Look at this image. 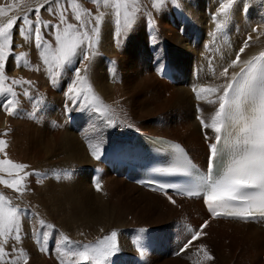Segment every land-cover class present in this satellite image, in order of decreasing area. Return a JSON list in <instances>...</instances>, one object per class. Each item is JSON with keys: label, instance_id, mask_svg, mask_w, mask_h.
<instances>
[{"label": "rangeland", "instance_id": "1", "mask_svg": "<svg viewBox=\"0 0 264 264\" xmlns=\"http://www.w3.org/2000/svg\"><path fill=\"white\" fill-rule=\"evenodd\" d=\"M185 1L186 0H183V1L182 0H175V1L174 0H170V1L163 0V2L159 4V7H156L154 6V0H137V10L134 13H133V6L131 4L129 5V8H128V11L130 13H133V15L130 17V19L133 20V26L130 28H123L124 10L122 9L121 10L122 28L118 30L117 25H116L115 9L111 7V3L109 4L108 7H104L103 3H101V5L98 6L97 4L93 3L92 0H76V3L80 6V9H87L89 12H91L92 16H96L100 12H103L104 17L100 25V34H99L98 40L94 38L95 47L93 48L92 51L95 52V55H90L89 60L83 63L80 62V59L78 57L77 59L73 61L71 65L67 67H72V69H74L79 65L81 69V75L86 74L83 71L85 67L88 68V71L90 67H93V65L94 67H104V68L106 67L107 72H108L109 81L111 83H113V79L111 78V75L112 77L115 75L114 74L115 72L112 71L113 65H116V68H117L116 71H119L120 73H122L120 76L122 80L120 79L121 81H119V84H120L119 92L121 93L122 98H120V100L119 99L115 100L111 97L114 94L112 91L105 94L103 90L101 89L102 85L98 87V85L94 84L93 89H92L93 92L89 94V100L87 101V104L89 105V107L87 108L83 106L78 107L73 101L68 99L67 95H65L67 92L68 86L74 79L73 71L71 70L68 72L67 67H66L65 70L56 72L57 78L55 77L56 80L54 83L52 81L53 80L52 75H53V72L56 70L53 69L50 71L49 68L46 65H44L43 59L41 57V49H37L35 47L34 36L26 41L23 38V36L19 34L18 29L20 27H24L27 30L28 26L23 25L22 21L20 19H17L16 25L12 29V34H13L12 50L13 52L8 54V58L5 61L6 63L5 75L9 77V79L4 82V86L5 87L11 86L16 91L17 97L15 99L18 100V104L16 105V114L14 115H9L7 114L6 111H4L3 109H0V123H1L0 124V139L6 141V148L4 149V151L7 153L6 156L4 155V153H0V159H10L13 162L22 163L28 166L23 172L19 174L20 176L26 175V179L23 181V183L26 185V191H24L23 194L20 195L16 193L13 189L5 187L3 184H0V193H3L9 200H11L13 206H17L22 210L23 209L26 210L28 208L29 216L27 217L24 215L25 217L24 216L23 217L25 220H28L29 223L31 222L30 223L31 229L29 230V240H27L26 236L24 235L26 232L24 233L23 229H21L22 239H21V242L16 244V248L18 250H22L23 253L27 255L28 264H50V263L60 264L59 253L54 251V245L60 244L62 236H66L68 240L72 242L71 245H61L62 247H65V248L76 247L77 250L82 251L84 245H88L90 247L98 246L99 241L103 240L107 236H110L113 230L117 234L116 244H117L118 250L110 257V260L107 262V264H138L140 259L148 260V256L152 255L149 253L153 250L152 247L157 244V238L160 234L163 233L164 231L163 229L165 228L164 226L155 224L156 221L158 220L157 213L159 209L157 210V209L149 207L147 208L148 210L144 214H139V215L135 214V212L131 211L127 207L123 205H119V203L118 205H116L115 202L110 201L107 195L105 196L100 195L99 197L98 193L94 192L95 187L92 184L93 183L92 180H90L93 174L92 169L95 167V164H96V162L93 163L94 165L93 166L91 163V162L96 161L94 159L95 156L92 153L96 151V148L98 146L100 150L99 155L102 154L101 157H104L106 153L109 152L111 149V147L107 148L109 135L106 133V131L105 132L102 131L103 126H105V122H106L105 118L108 114H110L108 109L113 108L112 110L118 111L116 114L117 118L119 117L123 121L127 120L125 122L130 123L134 119L132 118L133 116L137 118L139 113L141 114H145L146 112L149 113L150 111L149 109L151 108L153 109L154 106L163 105L164 103L163 99L165 97L162 98V96H159L158 94L157 95L154 94L155 102L154 104H150V100H152L153 95H149L147 94V92L149 93V88H150V91L152 89L154 90V87L156 86L155 81L150 80L151 83L153 82L152 84H154L153 87H150L149 85H148L149 87H147L146 85L144 86V83L146 82V79L148 78L147 76L149 75H153L155 78L161 81H165L168 84L173 83L175 82L173 79L172 80L168 79L166 81L161 78L163 76L162 72L164 70H172L175 75L179 73L176 80L184 78V80L179 81L180 82L179 85L182 86V88L191 89L190 93L193 91L191 95L195 98V100H198V102H200L204 98H206V96L209 95L208 98L210 100L217 101V103H211V108L208 111L212 109L216 110L219 105H218V97L214 98L215 94L201 93V98H202L201 100V98H197V94H196V91H194V89L198 91L201 87H208V86L220 88L221 83H220V86L218 87L219 84L214 85L209 77H205L206 74L208 73V68L209 67L213 68L212 76H214L215 74H217L216 73L217 71H221L223 69L221 67H227V68L230 67L233 61L230 62V66L224 65V64H228L227 59H231V57H229L230 52L227 51V47L234 45V48L239 50L240 48H238V45L235 43L237 42V40H242L245 36H247L245 40L239 41V45H242V46L246 41L249 44V47L246 48L242 54H240V61H241V59H243L247 55L248 52L250 53L252 49H254V46L256 47L261 42V40L259 41L261 37V33L258 31L259 26L257 27V24L258 22L264 23V19H263L264 16L259 15L262 12L257 11L256 15L258 19L254 17L255 14L253 12V17L256 20H254L251 15L252 9L255 10V8L259 6L260 4L264 5V0H237V3L233 6V9L230 12L227 20H225L223 16H217L216 20L214 21L215 23L217 21V22H221L222 24L224 22L231 23L232 21L233 25H237L238 26L237 29L239 32L234 39L233 36H231L230 32H227L226 35H224L225 33H221L223 28L228 26V24H224L223 27L218 31L217 24H215L212 21V18L215 15L214 14L215 11H218V7L216 4L219 3L220 0H211V1L209 0L210 3L206 4L207 10H210V12L206 10L207 18H208L207 25L209 28L207 31L203 29V26H201V24L199 23L196 17L188 13V9L185 5H187L186 3L190 5L192 0H187V2ZM253 3H255V5H253ZM170 4L172 5L174 4L173 6H176L181 11V13H184L182 14L183 15L182 21L179 24V27H180L179 36L181 37V39H178L177 34H176L173 37V43L171 42L164 43L160 37L154 36V32L156 29L155 27L156 26L158 27V24H160V22L162 21L164 17L163 14L164 12L167 11ZM195 4H199V3L196 2ZM41 5H43V7H40ZM212 5L215 6V11L211 9ZM246 6L248 7V9L250 8L249 11L244 9L246 8ZM37 7H40L39 15L41 19V24L39 26L41 28V32L45 34V38L52 44L53 48L56 47V44H55L54 33L52 32L51 26L60 25L61 30L63 29L64 25L60 24V12L62 10L66 9L65 15L69 23H73V24L79 23L78 21L75 20L74 10L72 9L71 5L68 3V0H60L59 4L56 3V0H49V3H46L45 0H0V26H3L4 24H6L7 21L13 17H23L25 15H28L29 18L33 20L32 26L35 27L36 25L34 21H35L36 13L34 9ZM49 7L52 8L51 13H49V11L46 10ZM195 8L198 10L196 6ZM237 13L240 14V19L236 18ZM158 17L159 19L161 17V20L159 22H157L156 20ZM187 17H190L189 21ZM210 18H211V21H209ZM219 18L221 19L219 20ZM82 19H88V17L83 15L82 13ZM239 20H241L242 23H239L238 22ZM45 21L49 22L48 28L44 27ZM184 21H186V25L188 27L187 29H189V26L200 29V32L198 34L194 32L188 33L193 38L198 37V42H196L195 49L194 47L192 48L190 46L189 42L184 39V35L182 34V31L184 32L185 30ZM234 21H237V22L234 23ZM107 25L111 29H109ZM145 25L146 27H145V35H144L143 30H144ZM105 26H106V29H105ZM106 32H107V35L105 36ZM220 33H221V36L217 37L218 39L216 41L214 37H216L215 36L216 34H220ZM251 33L257 34L256 35L257 37L254 38L251 36L252 37L251 40H248V37L250 36ZM258 34L260 37L258 36ZM176 39H178V41ZM114 40H115V43H117V45H119L120 47H123L122 50L121 49L119 50L117 45L115 46V44L113 43ZM148 41L153 42V43L149 44ZM112 50H113V55H114L113 57L111 55ZM238 50H237V54L239 53ZM5 51L7 52V50ZM22 53L25 54L24 60H14L13 59V54L16 57H19L20 54ZM49 55L51 58V53ZM218 55L223 56L224 58L221 59L218 57ZM25 61L27 63H25ZM94 62L95 64H93ZM167 62L174 63V68L171 69V67L169 66V64H167ZM121 67H128L127 68L128 72H125L124 70L120 71ZM146 67H150L151 70L149 69L148 72H145L146 70H144V68ZM189 67H190V72H189ZM197 68H199V71L197 70ZM161 69H163V71H161ZM30 71H34L33 76H30L27 73ZM195 71L197 72V74H195ZM144 72L147 74H145ZM127 76H129L128 79H127ZM50 77H52V79ZM49 78L51 81H49ZM12 79H15L18 81H30L31 85H28V84H24L23 86L12 85L11 84ZM130 79L131 80L133 79L132 83ZM230 79L231 78L228 77L227 81H230ZM137 80L138 81L140 80V81L138 82ZM50 82H53V83H50ZM52 84L55 85L54 89L51 88L52 86L49 87ZM141 84H142L141 87L143 88L139 87ZM157 84H159V82ZM135 86L136 87L138 86L137 88L138 89L140 88L141 91L143 90L142 91L143 95H141V91H139L140 89L138 90ZM49 90H53L55 91V93L49 94ZM133 90L135 91L134 93H137V94L134 95ZM24 91L28 92L27 96L23 95ZM144 91L146 92L145 95H144L145 93ZM222 91L223 89L220 88V92L217 94L220 95ZM124 92L125 93L128 92V93L125 94ZM118 95L120 94L118 93ZM139 95H141L142 98ZM93 96L97 99H93ZM105 96H106V99H105ZM148 96L149 97L152 96V98H149ZM157 96L159 97V101L157 100L158 98H156ZM160 97L162 98L163 103H162V100H160L161 99ZM3 99H4V96H0V101H3ZM148 99L150 100L147 103L150 104L151 106L144 105L146 104V101ZM141 103L142 104L144 103V104L140 106ZM93 105L96 106L99 109V111H93L92 110ZM146 106H148V108ZM200 106H202L206 110V104L204 102L201 103ZM63 107L66 108L65 118L67 119V123L63 117L64 110L61 111L63 118L62 119L60 118L61 119L60 121H63V120L65 121L67 129H69V131L66 132L67 131L65 130L66 127H64L63 129L60 128L62 131H60L58 135L59 138H57V142H56L52 134L53 132H51V129H52L51 125H52L53 119L54 121H56V116L54 115V111L55 110L59 111V109ZM144 107H146V110ZM133 110L136 113H134ZM144 110H145V113H144ZM101 111H103L105 114L101 115L100 114ZM129 112L131 113V115H128L130 114ZM203 112L205 111L203 110ZM60 117H61V114H60ZM130 117L132 118V120ZM202 117L203 119H205V113H203ZM107 122L110 123V119L107 120ZM5 133H7V135H5ZM100 133L102 134V136ZM69 137L71 140L69 139ZM48 138H50V142L53 145L50 147L52 149V152L50 153L45 148V144H47L46 140L49 141ZM103 139L105 140L103 141ZM106 140H107V143L105 142ZM70 141L71 143H68ZM69 144H71V147L69 146ZM75 145L76 146L78 145L79 149L81 146V149L79 150V152H80V155L81 153L83 154L82 156H80V158L82 159V157H84V159L82 160L80 158L76 159L74 156V152H71V153L68 152V151H74L72 149V146L74 147ZM66 146L70 150L66 148ZM103 149L104 151H102ZM87 159H91V160L93 159V160L89 161ZM82 168H84V171L81 170ZM90 169H91L90 173L85 172ZM81 172L83 173L84 176L80 175ZM94 175L95 177H97V173H95ZM0 177H3L4 179H9V180L14 178L12 176L7 175L4 172H0ZM55 178L57 180L59 178L62 179L63 180L62 184L66 185L67 187L61 184L56 189H54V187L50 185L55 184L53 182ZM66 180H69L70 182L68 183ZM80 180L83 183H81ZM51 182H53V184ZM47 183H49V185ZM48 186H50V188ZM74 187L76 188L75 190H74ZM60 189H61V193H59ZM86 189L88 190V192ZM46 191H47V194L45 195ZM38 192L43 194L46 198V201H45L46 205L44 203L40 204L41 209L38 207V204L36 203H34L33 208L31 207V204H33L31 199ZM64 193H66L67 196L68 194H73L75 196L73 198V196L71 195L69 198H66V200L67 199L69 201L71 200L69 207L67 206L68 202L66 200L60 203L57 201L58 197L62 196V194ZM91 193L93 194L91 195ZM38 198H42V196L36 197L35 199H38ZM53 199L56 201H54ZM103 199H104V202H103ZM75 202L77 203V205ZM99 202L103 203V207L102 205H100ZM25 204H27L28 206ZM59 204L63 206L61 208H63L65 211L64 210L62 211V209L59 207H58L59 209L58 211H53L54 213H57V216L59 215L58 219L61 220L64 217V219L66 220L65 216H63V215H66L67 219L69 218V220L67 221H74V224L72 222H69L71 225L68 223L66 225L64 222L61 221L62 225L61 224H58V225L59 226L61 225L62 227L61 226L58 227L57 224H53V222H51V218L49 216L50 209H52L53 207L59 206ZM144 204L145 202L144 203L140 202L138 204V207L136 206L137 211L143 210L142 208H139V207H141ZM26 206L27 208L25 209L24 207ZM30 209H32L33 212H30ZM36 209L37 210L39 209L42 217L48 220L49 224L53 226L55 225L53 229L43 230V228H41L39 224V220H41L42 217L40 218L39 213ZM113 209L114 211L117 209V211L114 212ZM42 211H44L45 214H43ZM108 211H109V214L107 213ZM156 211L157 213H155ZM63 212L66 214H64ZM76 212L77 213L79 212V213L77 214ZM93 221H96V222H93ZM64 224L66 227L67 226L68 227L64 228ZM93 224L95 227L93 226ZM33 226L35 230L33 229ZM160 230H163V231L161 232ZM44 231H48L49 240L45 242L41 235L40 241L37 242L35 233L39 232L42 234ZM91 231H92V235H91ZM22 240L25 241V244H24V241ZM223 241L228 242V244H223ZM230 241L225 240V239L222 240V238H213L212 240L211 239L202 240L198 244L197 247L189 249L188 251L185 250L181 252L179 250L178 251L180 253L179 255L177 254L178 252H176L172 254L171 258L167 259V257L165 256H157L155 257L157 259L154 258L153 260H155L159 264H163L164 263L163 261L165 260L167 261H165L164 264H239V263L252 264L251 261L253 260H250V258L248 257V254H246V251H245L246 246L243 244L242 246H240L241 248H238L239 246L237 247L236 242L230 243ZM12 243L14 242L10 240L9 245L6 246L7 250L11 249ZM201 246H203V249H205L211 256L214 257V259L211 260L210 263H209V260H206L204 258V251L201 250ZM41 247H45L46 251L42 252L40 250ZM17 257H19V252L15 253L13 258H17ZM158 257L160 258L158 259ZM46 258L48 261L46 260ZM172 258H177V260L172 259ZM73 259H77V258H73ZM180 261L182 263H180ZM18 264H23L22 257H19ZM68 264H72V262L68 261ZM77 264H96V261L92 259H89L88 261H82V260L77 259Z\"/></svg>", "mask_w": 264, "mask_h": 264}, {"label": "snow or ice", "instance_id": "2", "mask_svg": "<svg viewBox=\"0 0 264 264\" xmlns=\"http://www.w3.org/2000/svg\"><path fill=\"white\" fill-rule=\"evenodd\" d=\"M45 2L49 3V0H45ZM92 2L98 6L103 3L104 7H108L111 3V7L115 9L118 30L122 28V9L124 10L123 28L133 26V20L130 17L137 10V0H92ZM162 2L163 0H154V6L159 7ZM56 3L59 4L60 0H56ZM68 3L74 10L75 20L79 23L73 24L67 21L66 9L60 12V24L64 25L63 29L61 30L60 25L51 26L55 38V48L45 38V34L41 32L39 26L41 24L40 7L43 5L34 9L36 13L35 27L32 26L33 20L28 15L13 17L6 24L0 26V96H4L3 101H0V109L6 111L7 114H16V105L18 104V100L15 99L17 97L16 91L11 86H4V82L9 79L5 75V61L8 54L13 52L12 29L16 25L17 19H20L23 25L28 26L27 30L20 27L18 29L19 34L26 41L34 36L35 47L41 49L44 65L50 71L56 70L53 72V82H55L56 72L65 70L78 57L83 63L89 60L90 55H95V52L92 51L95 47L94 38L98 40L104 13L100 12L98 15L92 16L87 9H80L76 0H68ZM236 3L237 0H220L218 11L213 16V20L215 21L217 16H223L227 20ZM130 4L133 6V13L128 11ZM46 10L49 13L52 12L51 7ZM82 13L88 19H82ZM44 27L48 28L49 22L45 21ZM222 27L223 24L217 22V30L219 31ZM248 40H251V36L248 37ZM248 47L249 44L246 41L239 49L236 59L231 64L232 67L240 63V54ZM13 59L24 60L25 54L22 53L19 57L13 54ZM259 59L264 60V53ZM25 63L27 62L25 61ZM72 71L74 79L68 86L66 95L78 107L87 108L89 107L87 101L89 94L92 93V86L88 82V77L81 75L79 65ZM83 71L87 73L88 68L85 67ZM222 75L227 78V67H225ZM11 84L23 86L24 84L31 85V82L12 79ZM220 88L223 91L218 96L219 106L211 122L206 123L203 118L200 119L204 129L210 128L215 133L214 137L205 134L206 140H212L209 144L208 170L203 175L198 171L196 172L198 177L197 190L187 191L186 195L205 197L208 211L213 218L224 217L243 222L264 219V66L250 61L247 69H242L241 73L221 85ZM220 88L208 86L201 87L198 91L194 89V91H196L197 98H201V93L216 94L220 92ZM23 95L27 96L28 92L24 91ZM93 99L97 98L93 96ZM209 103H217V101H209ZM92 110L99 111L94 105ZM100 114L104 115L105 113L101 111ZM5 148L6 141L0 139V153H4L6 156ZM172 148L175 152L183 153L180 145H174ZM99 151L97 146L96 151L93 152L97 159H99ZM27 167L25 164L16 163L10 159H0V172L14 177L11 180L0 177V184L22 195L26 191V185L23 183L26 175L20 176L19 174ZM194 168L195 166L191 165L190 161L182 160L181 167L172 171H183L185 174H191L190 170ZM158 188L167 195L171 203H176L172 196L167 194V189L172 188L177 192L180 191L179 189L171 184H159ZM97 189L99 190V185H97ZM23 216L24 210L13 206L11 200L0 193V264H18L19 257L23 258V264H28L27 255L16 248V244L22 239L21 221ZM39 224L44 229L54 228L51 224H45L43 220H40ZM207 227L208 222L205 221L186 240L180 251H185L195 240L205 235L204 229ZM189 231L192 230L189 229ZM35 235L37 242L40 241L41 235L45 242L49 240L48 231H44L42 234L36 232ZM116 237L117 234L112 232L110 236L99 241L98 246L84 245L83 250L80 251L76 247H62L61 245L72 244L66 236H62L60 244L54 245V251L59 253L60 264H68V261L77 264V259L82 261L92 259L96 261V264H107L110 257L118 250ZM10 240L14 243H12L11 249L7 250L6 246L9 245ZM40 250L43 252L46 251V248L41 247ZM201 250L204 251L206 260L214 259L203 249V246H201ZM17 252H19V257L13 258Z\"/></svg>", "mask_w": 264, "mask_h": 264}, {"label": "bare ground", "instance_id": "3", "mask_svg": "<svg viewBox=\"0 0 264 264\" xmlns=\"http://www.w3.org/2000/svg\"><path fill=\"white\" fill-rule=\"evenodd\" d=\"M170 1V0H169ZM175 1V0H174ZM183 1V0H182ZM211 1V0H210ZM209 0H192V2L190 3V5L188 3H186L187 5H185L188 9V13L192 14L194 17L197 18V20L199 21V23L201 24V26H203V29H205L206 31L209 29L208 28V18H207V11L210 12V10H207L206 4L210 3ZM187 2V0L185 1ZM196 2H198L199 4H195ZM255 2V1H254ZM220 3V1H219ZM219 3H217V7L219 8ZM174 5V4H173ZM172 4L169 5L168 9L166 12H164V17L162 19V21L160 22V24H158V27L156 26L155 28V32H154V36H158L160 37L163 42H171L173 43V37L177 34L178 39H181V37L179 36V24L182 21L183 15L184 13H181V11L176 7L173 6ZM198 8V10L195 8V6ZM215 5V4H214ZM212 5V10L215 11V6ZM253 5H255V3H253ZM167 6V5H166ZM193 6V7H192ZM165 7V6H164ZM180 7V6H179ZM183 7V6H182ZM256 7V6H254ZM246 10H250V8L248 9V7L246 6V8H244ZM207 10V11H206ZM258 12H262L259 15L260 16H264V5H259L254 9H252V18L254 20L258 19L256 13ZM253 12L255 14V18L253 17ZM214 13V12H213ZM217 11H215L214 14H216ZM246 13V11H245ZM186 14V13H185ZM212 14V13H211ZM162 15V16H163ZM209 15V14H208ZM188 16V15H186ZM188 21L190 17H187ZM236 18L240 19V14L237 13L236 14ZM263 18V17H262ZM221 18H219L220 20ZM264 19V18H263ZM157 22H159L161 20V17L159 19V17L156 19ZM155 20V21H156ZM218 20V21H219ZM209 21H211V18L209 19ZM212 21L214 22L213 18ZM237 21H234V23H236ZM239 23H242L241 20L238 21ZM151 23V22H150ZM215 23V22H214ZM107 24V23H106ZM184 32L182 31V34L184 35V39L187 40L190 44V46L194 49L196 48V42H198V37H191L188 33L189 32H194L196 34H198L200 32L199 28H193L191 26H189V29H187V25H186V21H184ZM217 24V21L216 23ZM224 24H228V26L224 27L221 33H225L224 35L227 34V32L231 33V36H233V38L235 39L236 35L238 34V29H237V25H233L232 21L231 23L229 22H224ZM257 24V23H256ZM110 25V24H108ZM107 25V26H108ZM258 31L261 33V37L259 39V41L261 40V42L255 47L254 49H252V51L243 58L241 59L240 63L237 65V67H232L230 66V62L234 61L236 59L237 56V50L234 48L233 46H228L227 47V51L230 52L229 57H231V59H227L228 60V64H224V65H228L230 67H228V76L227 78L225 76L222 75V73L224 72L225 67H221L223 68L221 71H217L214 76H212L213 74V68L209 67L208 68V73L206 74L205 77H209L210 80L212 81V83L214 85H218V87L221 85H223V83L225 84V82H227L228 77H230L231 79L235 76H237L239 73H241L242 69H246L247 66L249 65L250 61H253L255 59H259V57L261 56L262 53H264V23L262 22H258L257 27ZM111 27V26H110ZM145 27L144 26V30L143 33L145 35ZM102 28V27H101ZM109 28V26H108ZM106 29V26H105ZM111 29V28H109ZM159 29V31H158ZM102 30V29H101ZM157 31V32H156ZM105 32V31H104ZM108 32V31H107ZM107 32L105 34V36L107 35ZM110 32V30H109ZM131 33V32H130ZM158 33V34H157ZM220 34H216L214 37L217 41V37L221 36ZM132 34V33H131ZM134 34V33H133ZM141 34V32H140ZM257 34L251 33L250 36L256 38ZM251 37V38H252ZM232 38V37H231ZM247 38V36H245L242 40H237V42L235 44L238 45V48H241L242 45H239V41H243ZM107 39V38H106ZM158 39V38H157ZM178 39H176L178 41ZM126 40V39H125ZM152 40V39H151ZM150 40V41H151ZM147 41V40H146ZM148 41V43H153ZM257 41V40H256ZM113 43L115 44V46L117 45V43H115V40L113 41ZM182 43V42H181ZM255 43V42H254ZM163 44V43H162ZM170 44V43H169ZM243 44V43H242ZM104 45V44H103ZM166 45V44H165ZM119 50L123 47H120L119 45H117ZM164 47V46H163ZM185 47V46H184ZM187 48V47H186ZM225 48V47H224ZM223 48V50H224ZM234 48V49H233ZM112 49V48H111ZM110 49V50H111ZM189 49V48H188ZM187 49V50H188ZM109 50V51H110ZM115 50V49H114ZM118 50V51H119ZM143 50V49H142ZM141 50V51H142ZM198 50V49H197ZM192 51V50H191ZM189 51V52H191ZM195 51V50H194ZM239 51V50H238ZM247 51V50H246ZM224 52V51H223ZM110 53V52H109ZM196 53V52H195ZM200 53V51H199ZM220 54V53H219ZM245 54V53H244ZM112 57L113 55V50H112ZM118 55V54H116ZM193 55V54H192ZM116 57V56H115ZM120 57V56H119ZM219 58L223 59V56H219ZM227 57V56H226ZM95 64V62L93 63ZM169 66L171 67V69L174 68V63H168ZM179 64V63H178ZM101 65V64H100ZM166 65V64H165ZM164 65V66H165ZM173 65V67H172ZM113 69L112 71H114L115 75L111 78L113 79V83H111L109 81V77H108V72H107V68L105 69L104 67H90L89 73H86L85 75L88 77V82L90 83V85L92 86L93 89V85L96 84L98 85V87L100 85H102L101 89L103 90V92L105 94H107L108 92L112 91L113 96H111L113 99H119L122 98L121 93L119 92V81H121L122 79L120 78L121 74L119 71H116V65L112 66ZM145 67V66H144ZM128 67H121L120 71H125L128 72ZM136 68V67H135ZM119 69V68H118ZM139 69V68H137ZM150 69V67H146L144 68V70H146L145 72H148ZM217 69V68H216ZM72 67H67V71H71ZM143 70V69H142ZM143 70V71H144ZM151 70V69H150ZM197 70L199 71V68H197ZM140 71V70H139ZM13 72V71H12ZM144 72V73H145ZM189 72H190V67H189ZM30 76H33L34 71H30L27 72ZM66 73V72H65ZM112 73V72H111ZM140 73V72H138ZM143 73V74H144ZM60 74V73H59ZM129 74V73H128ZM147 74V73H145ZM185 74V73H184ZM195 74H197V72L195 71ZM194 74V76H195ZM28 75V76H29ZM67 75V74H66ZM125 75V74H123ZM139 75V74H138ZM162 79L164 80H168V79H173L175 82L168 84L165 81H161L157 78H155L153 75H149L147 76L148 78L146 79V82L144 83V86L146 85L147 87H153L154 84L151 83L150 80L155 81L156 86L154 87V90L152 89L150 91L149 88V93L147 92V94L149 95H153L149 97L152 98V100L148 99L146 101V104L144 105H149L150 104H154V100H155V95H159L165 97L164 103L162 98L160 100H162L163 105L160 106H154V108L149 109V113H145L146 107L148 108V106L144 107V113L145 114H141L139 113V115L136 117H132L134 118L133 121H131L130 123L123 121L121 118H117L116 114L118 111H114L112 109H108L110 114H108L105 118L106 122H105V126H103V130L102 131H106V133L109 135V139H108V143L107 140L105 141L107 143V148L111 147L110 151L106 153V155L104 157H101L102 154L99 155V159L96 158L95 156V160L94 162H91L92 165L93 163L96 162L95 167L92 169L93 170V174L90 180H92V184L94 185V192L98 193L99 197L101 196H105L107 195L110 199V201L115 202L116 205H123L125 207H127L128 209H130L131 211L135 212V214H144L149 208H154V209H159L158 213L157 211L155 213H157V221H156V225H161L164 226L163 230H160L161 232L163 231L162 234H160L157 238V244L155 246L152 247V251L149 254H152L150 256H148V260L146 259H140L138 264H159L158 262H156L155 260H153L155 257L157 256H165L168 258H171L172 254L178 252L179 250H181V248L183 247V245L185 244L186 240L196 231L200 228L201 225H203L205 223V221L208 222V227L206 229H204V233H206L205 235H202L200 237V239L195 240L191 246H189L186 251H188L189 249H192L194 247H197L198 244L202 241V240H212L213 238H222L225 240H231L230 243L232 242H236L237 243V247L241 248L240 246H242L243 244L246 246L245 247V251L246 254H248V257L250 258L252 264H264V219H258L255 221H250V222H243L240 220H236V219H231V218H224V217H220V218H213L211 216V214L209 213L205 203H204V199L203 197L199 196V197H185L182 194H180L179 192H169L167 191L168 195H171L172 198L176 201L175 204L171 203L169 201V199L167 198V195L164 194V192L160 191L159 188L157 186L154 185H144L141 184L139 181V177L135 174L133 175H127L124 168H121L118 166L117 160H116V154L119 150L125 148L127 145L130 147H134L135 143L139 142V136H145V137H163V138H168L171 140H174L173 142L175 143V145H180V147L183 149V153L185 154L186 158H188L189 160H191L194 164H196L199 167L202 168H207L209 165V144L212 142L211 139H205V134L207 133V135L209 137H214L215 133L209 128V129H204L201 125L200 119L203 118L202 115L203 113H205V122L210 123L212 117L215 115L216 110H210L211 108V103H209V101H212L208 98V96H206V98H204L201 100L206 104V110L200 106L201 103H203L202 101L198 102V100H195V98L191 95L190 90L191 89H185L182 88V86L179 85V81L180 80H184L183 79H179L176 80L179 73H177L176 75L174 74V72L172 70H164L162 72ZM173 77H171V76ZM190 75V74H189ZM187 75V76H189ZM49 76V75H48ZM53 76V75H52ZM71 76V75H70ZM73 76V75H72ZM35 77V76H34ZM33 77V78H34ZM59 77V76H58ZM67 77V76H66ZM125 77V76H124ZM129 76H127L128 79ZM135 77V76H134ZM52 79V77H50ZM49 78V81H51ZM57 78V77H56ZM55 78V80H56ZM69 78V77H68ZM144 78V77H143ZM121 79V80H120ZM134 79V78H133ZM132 79V80H133ZM136 79V78H135ZM230 79V80H231ZM105 80V81H104ZM131 80V79H130ZM131 80V83H132ZM53 81V80H52ZM70 81V80H69ZM135 81V80H134ZM138 81V80H137ZM140 81V80H139ZM138 81V82H139ZM67 82V80H66ZM136 82V81H135ZM159 82V84L157 83ZM53 83V82H50ZM55 83V82H54ZM68 84V83H67ZM128 84V83H127ZM143 84V83H142ZM142 84L139 86L140 88ZM183 84V82H182ZM191 84V83H190ZM49 85V84H48ZM69 85V84H68ZM149 85V86H148ZM45 86V85H44ZM52 86V87H51ZM124 86V85H123ZM132 86V85H131ZM49 87H51L52 89L55 88V85L52 84ZM136 87V86H135ZM138 87V86H137ZM136 87V88H137ZM213 87V86H212ZM50 88V89H51ZM61 88V87H60ZM131 88V87H130ZM134 88V87H132ZM139 88V89H140ZM146 88V87H145ZM144 88V90H145ZM49 89V88H48ZM127 89V88H126ZM138 89V88H137ZM138 89V90H139ZM148 89V88H147ZM56 90V89H55ZM128 90V89H127ZM135 90V89H134ZM133 90V94H137L134 93L135 91ZM57 91V90H56ZM65 91V90H64ZM141 91V89L139 90ZM143 91V90H142ZM141 91V95L142 94ZM66 92V91H65ZM93 92V91H92ZM102 92V93H103ZM137 92V91H136ZM145 92V91H144ZM55 91L53 90H49V94H54ZM118 93L120 95H118ZM125 93V92H124ZM128 93V92H126ZM125 93V94H126ZM130 93V92H129ZM48 94V95H49ZM131 94V93H130ZM140 94V93H139ZM146 94V92L144 93V95ZM222 94V93H221ZM66 95V94H65ZM132 95V94H131ZM133 95V96H134ZM141 95H139L141 97ZM50 96V95H49ZM98 96V95H97ZM104 96V95H103ZM128 96V95H126ZM138 96V95H136ZM219 95L216 93L214 95V98L218 97ZM53 97V96H52ZM145 97V96H144ZM108 98V97H107ZM127 98V97H126ZM134 98V97H133ZM142 98V97H141ZM156 98H158L157 100L159 101V97L157 96ZM100 99V98H98ZM106 99V96H105ZM112 99V100H113ZM146 99V98H144ZM206 99V101H205ZM128 100V99H127ZM132 100V99H130ZM140 100V99H139ZM150 100V104H148L147 102H149ZM100 101V100H99ZM106 101V100H105ZM111 101V100H109ZM53 102V101H52ZM129 102V101H128ZM138 102V101H137ZM157 102V101H156ZM161 102V101H160ZM55 103V102H54ZM111 103V102H110ZM161 103V104H162ZM118 104V103H117ZM136 104V103H134ZM141 103L140 106L143 105ZM108 105V104H107ZM61 106V105H60ZM152 106V107H153ZM195 106V107H194ZM67 107V106H66ZM135 107V106H134ZM110 108V107H109ZM118 108V107H117ZM121 108V107H120ZM142 108V107H141ZM143 108V109H144ZM200 108V109H199ZM58 109V108H57ZM119 109V108H118ZM199 109V111H198ZM63 117L64 120L67 123V119L65 118V114H66V108H60L59 111L55 110L54 111V115L56 116V121H52V129L51 132H53V137L55 138V141L57 142V138H59V133L60 131H62L60 128H65V130H67L66 132L69 131V129H67L66 123L65 121H60L63 117H62V112L63 111ZM111 110V111H110ZM203 110L205 112H203ZM123 111V110H122ZM127 111V110H126ZM61 112V113H59ZM134 113H136L133 110ZM139 112V111H138ZM207 112V113H206ZM125 113V112H123ZM130 113V112H129ZM61 114V117H60ZM128 115H131L128 114ZM133 115V114H132ZM135 115V114H134ZM112 116V117H111ZM121 116V115H120ZM123 116V115H122ZM112 119H111V118ZM124 117V116H123ZM128 117V116H127ZM126 117V118H127ZM61 118V119H60ZM131 118V117H130ZM131 118V120H132ZM110 119V123L107 122V120ZM104 120V121H105ZM130 121V119H129ZM102 122V121H101ZM100 122V123H101ZM60 123V124H59ZM99 123V125H100ZM1 124V123H0ZM3 124V123H2ZM2 127V126H1ZM48 127V126H47ZM46 128V127H45ZM47 129V128H46ZM71 129V128H70ZM97 130V129H96ZM99 130V129H98ZM101 131V132H102ZM50 132V133H51ZM56 133V134H55ZM70 134V133H69ZM101 134V133H100ZM49 135V133H48ZM51 135V134H50ZM102 136V134H101ZM71 137V136H70ZM69 137V139H70ZM74 138V137H73ZM46 139V138H45ZM49 141L46 140L47 144H45V148L47 151L52 152V149L50 148L52 145V143L50 142V138H48ZM65 139V138H64ZM61 140V139H60ZM71 140V139H70ZM105 139H103L104 141ZM62 141V140H61ZM45 142V143H46ZM73 142V141H72ZM61 143V142H60ZM68 143H71L68 142ZM59 144V143H58ZM63 144V143H62ZM61 145V144H60ZM87 145V144H86ZM40 146V145H39ZM69 146L71 147V144H69ZM62 147V146H61ZM66 148H68L66 146ZM102 148V147H101ZM106 148V149H107ZM51 149V150H50ZM61 149V148H60ZM69 149V148H68ZM72 149L74 151H68V152H74V156L76 159L80 158V156H82L83 153H81L79 150L80 149L78 147V145L76 146H72ZM87 149V148H86ZM70 150V149H69ZM104 151V149L102 150ZM82 152V150H81ZM84 152V150H83ZM73 154V153H72ZM93 154V153H92ZM179 159L182 161L184 160V157L182 156V153H179ZM85 155V154H84ZM83 155V156H84ZM73 156V155H72ZM89 157V156H88ZM73 158V157H72ZM71 158V159H72ZM87 158V157H86ZM85 158V160H86ZM90 158V157H89ZM70 159V158H68ZM75 159V160H76ZM81 159V158H80ZM82 159H84V157H82ZM81 159V160H82ZM80 160V161H81ZM87 160H91V159H87ZM93 160V159H92ZM91 160V161H92ZM98 160V161H97ZM67 161V160H66ZM65 161V162H66ZM64 162V163H65ZM72 162V161H71ZM76 162V161H74ZM81 163V162H80ZM88 163V162H87ZM85 164V163H84ZM83 164V165H84ZM86 165V164H85ZM88 166V164H87ZM86 166V167H87ZM94 166V165H93ZM67 167V166H66ZM91 169L88 171H85L87 173L91 172ZM81 170L84 171V168H82ZM82 171V172H83ZM80 173V175H83V173ZM95 173H97V177H95ZM44 175V174H43ZM57 176V175H56ZM60 176V175H59ZM84 176V175H83ZM122 176V177H120ZM86 178V177H85ZM56 179V178H55ZM54 179V180H55ZM82 179V178H81ZM51 180V179H50ZM53 180V182L55 184H53V182H51L53 185H50L52 187H54V189H56L59 185H61L63 183L62 179H56L55 181ZM89 180V181H90ZM68 183L70 182L69 180H66ZM79 181V180H78ZM44 182V181H43ZM81 182V180H80ZM86 182V181H85ZM83 183V182H81ZM88 183V182H87ZM42 184V183H41ZM49 185V183H47ZM74 184V183H73ZM43 185V184H42ZM63 186H66L64 184H62ZM97 185H99V190L97 189ZM46 186V185H45ZM50 186H48L50 188ZM76 186V185H75ZM51 187V188H52ZM67 187V186H66ZM65 187V188H66ZM72 187V186H71ZM70 187V188H71ZM77 187V186H76ZM63 188V189H65ZM80 188V186H79ZM53 189V190H54ZM76 188L74 187V190ZM52 190V189H51ZM70 190V189H69ZM78 190V189H77ZM76 190V191H77ZM87 190V189H86ZM90 190V188H89ZM92 190V192H93ZM59 191V190H58ZM65 191V190H64ZM88 192V190H87ZM58 193V192H57ZM61 193V189L60 192ZM70 193V192H69ZM47 194V191L45 193V195ZM76 194V193H75ZM89 194V193H88ZM93 193H91L92 195ZM29 195V194H28ZM40 195V196H39ZM73 196V198L75 197L73 194H68V196L66 195V193L62 194V196L58 197L57 201L63 202L64 200H66V198H69L70 196ZM42 198H38L35 199L36 197H41ZM89 196V195H88ZM90 197V196H89ZM106 198V197H105ZM24 199V198H23ZM29 199V198H28ZM52 199V198H51ZM107 199V198H106ZM32 203L31 207L33 208L34 203L38 204V207L41 209V205L42 203H45L46 198L43 194L41 193H37L33 196V198L31 199ZM54 200V199H53ZM56 201V200H54ZM68 202V207L70 206V201L67 199L66 200ZM73 201V200H72ZM97 201V200H96ZM77 202V201H76ZM75 202V203H76ZM104 202V199H103ZM106 202V200H105ZM140 202H145L144 205H142L139 208H142L143 210H139L137 211L136 206L138 207V204ZM100 205H102L103 207V203L99 202ZM108 203V202H107ZM72 204V203H71ZM106 204V203H105ZM109 204V203H108ZM27 205V204H25ZM77 205V203H76ZM28 206V205H27ZM24 207L25 209L27 208ZM59 208L63 207L59 204V206L53 207L52 209H50L49 212V216L51 218V222H53V224H61V221L64 222L66 225L67 223L70 224L69 222H72L74 224V221H67L69 220V218L67 219L66 215L65 216L66 220L64 219V217L59 220L57 213H54L53 211H58ZM73 207V205H72ZM105 207V206H104ZM114 207V206H113ZM117 207V206H116ZM107 208V207H106ZM126 208V209H127ZM132 208V209H131ZM62 211L64 210L63 208H61ZM66 209V208H65ZM72 209V208H71ZM70 209V210H71ZM105 209V208H104ZM119 209V208H118ZM127 209V210H128ZM136 209V210H135ZM24 210V209H23ZM30 209V212H33V210ZM37 210V209H36ZM125 210V209H123ZM39 213L40 218L42 217L39 209L37 210ZM65 211V210H64ZM69 211V210H68ZM73 211V210H72ZM77 211V210H76ZM114 211V209H113ZM117 211V209L115 210ZM114 211V212H115ZM120 211V210H119ZM152 211V210H151ZM70 212V211H69ZM124 212V211H123ZM43 214L44 211H42ZM64 213V212H63ZM77 213V212H76ZM79 213V212H78ZM77 213V214H78ZM109 214V211L107 212ZM121 213V212H120ZM151 213V212H150ZM66 214V213H64ZM68 214V213H67ZM114 214V213H113ZM24 215L25 216H29V211L28 208L26 210H24ZM31 215V214H30ZM71 215V214H70ZM74 215V214H73ZM72 215V216H73ZM133 215V214H132ZM24 216V217H25ZM77 216V215H75ZM135 216V215H134ZM137 216V215H136ZM146 216V215H145ZM155 216V215H154ZM24 217H22V228L23 232L25 233L24 235L26 236L27 240H29V230L31 229V222L29 223L28 220H25ZM77 218V217H76ZM113 218V217H112ZM156 218V217H155ZM119 219V218H118ZM45 224H49V221L44 219L42 217V219ZM40 221V220H39ZM122 221V220H121ZM134 221V220H133ZM148 221V220H147ZM96 222V221H93ZM117 222V221H116ZM130 222V220H129ZM111 223V222H110ZM119 223V222H118ZM136 223V221H135ZM36 224V223H35ZM64 224V228L66 227ZM77 224V223H76ZM98 224V223H97ZM39 225V224H38ZM62 225V224H61ZM60 225V226H61ZM71 225V224H70ZM100 225V224H99ZM127 225V224H126ZM55 226V225H54ZM58 225V227H60ZM74 226V225H72ZM94 226V224H93ZM97 226V225H96ZM109 226V225H108ZM125 226V225H124ZM128 226V225H127ZM62 227V226H61ZM68 227V226H67ZM66 227V228H67ZM82 227V226H81ZM87 227V226H86ZM95 227V226H94ZM104 227V226H102ZM131 227V226H130ZM148 227V225H147ZM75 228V227H74ZM78 228V226H77ZM84 228V227H83ZM98 228V227H97ZM34 229V226H33ZM87 229V228H86ZM93 229V227H92ZM189 229H191L192 231H189ZM35 230V229H34ZM44 230V228H43ZM50 230V229H47ZM64 230V229H63ZM95 230V228H94ZM53 231V230H52ZM102 231V230H101ZM89 232V231H88ZM95 232V231H94ZM93 232V233H94ZM114 232V230H113ZM90 233V232H89ZM104 233V232H103ZM51 234V233H50ZM97 234V233H96ZM91 235H92V231H91ZM94 235V234H93ZM95 237V236H94ZM25 238V237H24ZM25 238V239H26ZM24 239V240H25ZM31 239V238H30ZM22 240V241H24ZM31 243V242H29ZM28 243V244H29ZM207 243V242H206ZM25 244V241H24ZM77 244V243H76ZM141 244V243H140ZM223 244H228V242L223 241ZM152 245V244H151ZM202 245V244H201ZM207 245V244H205ZM232 245V244H231ZM30 246V245H29ZM229 246V245H228ZM32 249V248H31ZM141 250V249H140ZM228 251V250H227ZM143 252V250H142ZM33 253V252H32ZM148 253V252H147ZM220 253V252H219ZM222 253V252H221ZM27 254V253H26ZM185 254V253H184ZM237 255V253H236ZM186 256V255H185ZM36 258V257H35ZM43 258V257H42ZM160 257H158L159 259ZM179 258V257H178ZM181 258V256H180ZM216 258V257H215ZM157 259V258H155ZM165 259V258H164ZM172 259H176L177 258H172ZM185 259V257H184ZM188 259V258H187ZM186 259V260H187ZM218 259V258H217ZM47 260V258H46ZM175 260V261H176ZM235 260V259H234ZM48 261V260H47ZM163 261V260H162ZM167 261V260H165ZM165 261H163L165 263ZM50 262V261H49ZM177 262V261H176ZM213 262V261H212ZM163 263V264H164ZM180 263H182L180 261ZM208 263V262H207ZM210 263V261H209ZM245 263V262H244ZM51 264V263H50ZM241 264V263H239Z\"/></svg>", "mask_w": 264, "mask_h": 264}]
</instances>
